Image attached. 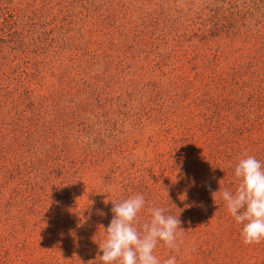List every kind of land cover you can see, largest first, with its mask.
Masks as SVG:
<instances>
[{"label":"trees","instance_id":"16d2710c","mask_svg":"<svg viewBox=\"0 0 264 264\" xmlns=\"http://www.w3.org/2000/svg\"><path fill=\"white\" fill-rule=\"evenodd\" d=\"M224 52L217 98L177 133L190 72ZM260 114L264 0H0V264H101L113 203L136 194L137 227L160 207L184 230L161 264H233L224 242L264 264L215 194L237 183L231 129L261 130L264 162Z\"/></svg>","mask_w":264,"mask_h":264},{"label":"clouds","instance_id":"9594fccd","mask_svg":"<svg viewBox=\"0 0 264 264\" xmlns=\"http://www.w3.org/2000/svg\"><path fill=\"white\" fill-rule=\"evenodd\" d=\"M234 178V191L219 189L215 194L220 193L228 213L242 225L243 244H258L264 241V162L254 155H242L234 167ZM145 204L143 194L113 203L112 219L106 228L102 227L101 264H161L155 255L158 245L179 247L178 236L184 231L181 222L178 216L166 214L164 208H150V219L137 227L138 214ZM163 264H177L176 256H169Z\"/></svg>","mask_w":264,"mask_h":264},{"label":"rangeland","instance_id":"374dc122","mask_svg":"<svg viewBox=\"0 0 264 264\" xmlns=\"http://www.w3.org/2000/svg\"><path fill=\"white\" fill-rule=\"evenodd\" d=\"M233 55L231 53H227L224 52V54L222 53L220 55V58L218 59L219 62L218 63H213L210 64L208 66H201L198 68V72H193L190 69V75H189V83H187L184 87V90L182 91L184 93V99H183V106H182V112L177 113L178 115L176 116V119H179L177 124H176V131L177 133L180 132L182 130V128L187 127L181 124V117H185V119H196V117L200 120V118H202V114H206L207 113V108H201V106H199L200 101H204L205 98L209 95L214 97L215 99L216 94L219 93V89L220 86L222 85V82L220 81V78H222V74L224 73H230V68L232 67V64L234 62L233 56L232 58H230V56ZM190 67V66H189ZM191 68V67H190ZM196 106V109H193V107ZM247 108L243 111L244 113L246 112ZM198 111L201 112V114H198ZM194 114V116H192ZM247 115V113H245ZM234 116V115H233ZM235 117V116H234ZM252 117V116H250ZM255 118V115H253V119ZM259 119L256 118V120L259 123H264V116L263 114H260L258 116ZM175 119V120H176ZM245 122V121H244ZM249 121H246V123L239 125L237 128L235 129H231L230 135H229V139L232 142H234L233 146L236 148L240 149V154L238 153L239 151H236L237 156H235V152H232V154L234 153V155L231 156L230 161H229V165H231L232 163L235 164L238 162V159L244 155V154H250L252 155L253 150H251V145L250 143V139L251 137L253 139H259L258 135L261 134V130L257 131L254 133V135L252 136L253 132L251 130H253V127L251 126ZM263 129V128H262ZM201 128H194L192 129L191 132L194 133H199L201 132ZM263 136H264V130L262 131ZM262 144L264 145V137H262ZM195 145V146H194ZM187 149H188V154H196L198 151H200L201 149H203L204 147L202 146V144L200 143V140H195L193 142H191V146L190 145H186ZM186 149V150H187ZM204 151V149H203ZM231 186V184H227L226 187ZM223 188V190L227 189V188ZM2 230V228L0 227V231ZM25 237V235H24ZM27 238V241L29 240V237H25ZM40 239V238H39ZM223 245L226 246V248H230V254L228 256V258L233 260V264H241L238 259H240V256H235L233 255V247H231V245H229L228 243H223ZM222 245V246H223ZM252 252H250V255L253 256L254 254H251ZM256 256V255H254ZM248 258V257H246ZM224 261H220L221 263H226L225 262V258H223ZM229 263V262H228Z\"/></svg>","mask_w":264,"mask_h":264}]
</instances>
